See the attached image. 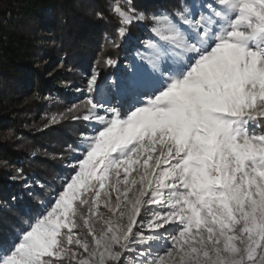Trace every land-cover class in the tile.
Segmentation results:
<instances>
[{
    "label": "snow or ice",
    "instance_id": "snow-or-ice-1",
    "mask_svg": "<svg viewBox=\"0 0 264 264\" xmlns=\"http://www.w3.org/2000/svg\"><path fill=\"white\" fill-rule=\"evenodd\" d=\"M110 10L125 41L147 30L148 54L134 44L103 85L93 68L83 114L51 118L88 127L44 212L0 240V264H264V0Z\"/></svg>",
    "mask_w": 264,
    "mask_h": 264
},
{
    "label": "trees",
    "instance_id": "trees-1",
    "mask_svg": "<svg viewBox=\"0 0 264 264\" xmlns=\"http://www.w3.org/2000/svg\"><path fill=\"white\" fill-rule=\"evenodd\" d=\"M112 2L0 0V240L9 239L20 227L27 226L26 214L33 215L41 204L39 200L45 201L67 172L65 165L72 158L68 145H75L81 130L88 127L83 120L63 118L41 131L31 126L38 112L67 117V110L74 105L73 114L85 111L81 103L84 99L53 88L46 76L49 63L56 57L63 58L70 68L65 80L72 88L93 68L103 85L122 71L127 60L137 56L136 51H125L127 42L117 35L119 24L110 10ZM169 2L134 0L136 8L144 12ZM146 32L142 25H133L129 41L138 40ZM111 41L120 47H114ZM139 52L148 54L144 47H139ZM106 58L118 61L117 67L106 66ZM30 91L33 95L28 97ZM45 94L53 96L51 102L41 101ZM17 169L23 170L24 178H34L45 186L39 200L30 194L41 192L38 186L15 191L6 181ZM77 231L89 238L87 229Z\"/></svg>",
    "mask_w": 264,
    "mask_h": 264
},
{
    "label": "rangeland",
    "instance_id": "rangeland-1",
    "mask_svg": "<svg viewBox=\"0 0 264 264\" xmlns=\"http://www.w3.org/2000/svg\"><path fill=\"white\" fill-rule=\"evenodd\" d=\"M47 35V34H46ZM148 38V33L146 32L145 34H143V36L141 35L138 40H135V41H132L130 42L129 40H127L126 44L124 45V49L126 52L128 53H131L133 52V45H138V47H143V43L142 41L147 39ZM125 41V40H124ZM129 42V43H128ZM130 61L127 60L124 65L127 66L128 63ZM70 71V68L67 64H65L63 62V58L62 57H56L53 61H51L46 69V76L47 77H50L51 79V84L53 86V88H55L56 90L58 89H64L65 91L67 92H72V93H75V98L76 99H85L87 93H82L80 91H77L78 88L80 89H83L85 87V78L87 75H83V79L80 81L79 84H77L76 86L70 88L69 85H68V82L65 80V74L68 73ZM33 95V91H30L28 97L32 96ZM27 97V98H28ZM53 98L52 95H43L41 97V101L42 102H45V103H49L51 102V99ZM24 101L23 98L21 99V102ZM54 115H48V114H45L43 112H38L34 119L31 120V126H33L37 131H41L45 128H48L49 125L51 123H49V121L51 120V118L53 117ZM47 125V127H46ZM69 170H67L68 172ZM67 172H65L61 178H60V182L58 184V186L56 188H54L51 192L48 193V196L46 198V200L44 201L45 204L42 205L40 204L39 205V208L34 211L33 213V216L35 215H39L40 213L44 212L45 210V205L51 201L52 199V196L54 195L55 191L58 190L63 182V179L65 177V175L67 174ZM17 173V170H13V175L10 176L9 178L6 179V181L11 185V187H13V189H15V191H20L21 189L25 190V189H28L30 188L32 185H36L38 186V181L34 178H28V177H25V179L19 181L18 182V179H13L12 177H14ZM132 177H137V172H132V175L131 177H129L130 179ZM139 185L136 186V188H138ZM136 188H133V190L131 192H129V196L130 197H134L135 194H136ZM155 207V206H153ZM89 240H91V237L88 238ZM82 251V250H81Z\"/></svg>",
    "mask_w": 264,
    "mask_h": 264
}]
</instances>
